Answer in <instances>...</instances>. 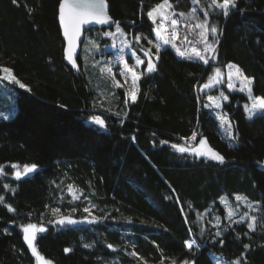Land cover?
Segmentation results:
<instances>
[{"label":"trees","instance_id":"obj_1","mask_svg":"<svg viewBox=\"0 0 264 264\" xmlns=\"http://www.w3.org/2000/svg\"><path fill=\"white\" fill-rule=\"evenodd\" d=\"M106 1L144 58L139 46L155 40L147 12L163 0ZM169 2L180 21L175 47L169 43L158 59L151 56L155 70L139 79L131 102L100 72L114 56L104 33L116 25L85 33L78 73L64 62L61 0H0V68L30 89L15 88L17 110L0 119V264H39L24 241L22 228L30 223L45 229L36 247L52 264H215L217 255L231 264H264V118L248 119L246 97L222 85L212 94L228 95L221 113L229 130L203 92L216 68L234 64L253 79L254 95L264 96V0H238L229 16L212 15L219 36L208 38L218 44L207 64L191 48L206 55L194 26L208 0ZM0 86L12 87L3 79ZM205 139L223 163L191 151ZM13 164L37 168L17 179ZM252 216L255 231L247 227ZM64 217L76 223L61 225ZM189 240L200 248L189 250Z\"/></svg>","mask_w":264,"mask_h":264},{"label":"snow or ice","instance_id":"obj_2","mask_svg":"<svg viewBox=\"0 0 264 264\" xmlns=\"http://www.w3.org/2000/svg\"><path fill=\"white\" fill-rule=\"evenodd\" d=\"M194 2L199 3V0H194ZM212 6L215 8H219L222 10V13L225 17L229 16L230 10L232 8H235L237 5V0H211ZM173 6L169 2V0H163V2L157 4L156 6L152 7L150 11L147 12L148 18H150L153 22V24H156V34L157 36H161V29L166 30V22L170 21L171 25V32L173 36H176V30L177 26L179 25L180 21L176 18H174L177 14L173 11H169ZM193 12L196 11V9L192 10ZM180 16H184L185 13H179ZM205 15H207V12H205ZM160 18V23L157 24V18ZM59 20L60 23L63 26L64 29V35L65 37L68 38L69 42V60L72 61V63L75 65V59H73L72 52L73 50L77 47L79 37L81 35V30L84 25H90V24H112L115 23L116 25V32H119L123 35V30L119 27V22L118 21H112V18L110 15H108L107 11V2L106 0H61V3L59 5ZM187 27H191L186 25ZM196 29H199V32L197 33V38L200 43L203 44V52L208 53V52H215L216 51V45L218 44V40L215 42H209L208 40V34L211 32L213 35H215L218 32V29L215 26L209 27L206 21H200L195 24L194 26ZM105 36H114V32H105ZM141 38L139 36L135 37V40L139 42ZM185 40H188V37H184ZM169 39L165 38L164 43L168 44L171 43ZM92 47L98 48V45L96 44L95 41L90 42ZM125 43H128L125 41ZM149 44H152V41H148ZM191 43V42H189ZM131 45L129 44V47ZM155 47L157 48L156 52V58H159V48L160 45L156 44ZM173 47H175V44L173 43ZM141 51L145 52V55H148L151 52V49H141ZM177 51L181 56H186V53L184 51H181L180 49L177 48ZM191 53L195 55L196 58L202 60L205 64L208 63V59L206 58L205 55L201 53V50L192 47L191 48ZM134 55L135 59V66H139L144 64V61L139 57ZM187 58H192L190 55L187 56ZM215 57H213L214 59ZM122 60V58H121ZM132 66L130 67L127 61H123V70L121 71L120 75L125 76L126 78L128 77L129 74H131V82H132V89L129 90L126 94L131 98L133 102H135L136 97H137V92H138V81L140 79V76L143 73L138 74L136 71V67ZM229 69L235 68V75L236 77L239 78L241 87L238 89V91L241 92H246V95L250 101V104H245L244 108L247 113L248 119L252 120L254 118H264V96H256L253 94V89H252V84H253V79L247 77L246 75L243 74L242 70L235 65L229 64L228 65ZM155 70V66L151 63V59L149 60V63L146 67L147 72H152ZM2 71L6 73L7 75L4 77H0V79H7L17 85L21 89L27 88L26 85L20 82V80L17 79V77L12 74L11 69L7 67H3ZM100 72L102 74H106L107 77L111 78L113 86L114 87H123V85L120 83L119 80H116L115 74L113 73L112 67L111 66H105L100 68ZM221 71L219 68L215 69V75L209 78V81L207 84L204 85V88H210L213 87L215 83H219L218 77H220ZM233 78L232 72L229 73L228 79L231 81ZM127 82V80H126ZM229 88H233V85L229 83ZM30 91V89H27ZM237 90V89H234ZM224 100H227V96L222 97ZM209 99H214L213 97H209ZM216 107L219 108L221 107L220 103H216ZM92 121L96 123L97 125H100L101 127H106L105 121L101 119L98 116H93L91 117ZM222 120H225V116H221ZM229 129H231V124L229 122L228 124ZM133 139H135L133 137ZM192 139H196V134L194 133L192 136ZM163 143H167V141H164ZM206 139L200 141V145L204 146L206 145ZM174 148H177L178 151L181 153L188 152L190 149L178 146V145H173ZM192 152L196 155L200 156H208L209 158L213 160H217L221 163L224 161V157L213 150L211 147H208L206 151H202L200 148L197 149H191ZM13 168L19 169L18 165L13 164ZM37 168V165L32 164V165H24L23 170H17L15 173V176L17 179H20L22 176H26L32 172H34ZM2 171V169H0ZM72 190V186H69V191ZM14 191V190H13ZM74 199H78V196H74ZM223 199V198H222ZM4 198L0 197V202H3ZM237 201H247V197L242 196V195H237L236 196ZM9 211H15L10 205H6ZM248 207L251 208L252 205L248 204ZM54 211L59 212V209H55ZM75 211V209H73ZM85 212H89V208L84 209ZM234 215V212L230 211L228 213L229 219L232 218ZM95 217L93 218V222H95ZM67 221L69 224H74L76 223L75 220H72L70 217H64L62 218L59 223L63 225ZM220 221L219 218L217 220V226L219 225ZM256 224H257V218L255 216L251 217V222L248 223L247 227L251 229L252 231L256 230ZM45 229L43 227H38L36 224H27L26 226L23 227V232H24V240L28 243L29 247L31 248L33 255L37 257V260L40 262V264H51V261L46 260L43 256L39 254L37 251V247L35 245V240L37 233H43ZM247 234V233H246ZM221 233H217V236H220ZM223 243V241H221ZM185 244L189 250L193 249H199L200 245L196 243L195 240H189L185 241ZM84 247H90V245H84ZM109 248L112 247V245H108ZM245 248H249V245H244ZM66 252H70L71 249H65ZM132 255H136L135 253H132ZM172 264H175V261H172ZM182 264H194V262L190 261H183ZM236 264H240V261L237 260Z\"/></svg>","mask_w":264,"mask_h":264},{"label":"rangeland","instance_id":"obj_3","mask_svg":"<svg viewBox=\"0 0 264 264\" xmlns=\"http://www.w3.org/2000/svg\"><path fill=\"white\" fill-rule=\"evenodd\" d=\"M169 11H171V10L169 9ZM205 12H207V15H205ZM219 13H222V10L219 8L213 7L211 0H208L207 6L204 9L203 21H206L209 27L215 26L211 22L212 21L211 17H212V15L219 14ZM156 23L157 24L160 23L159 17L157 18ZM154 25H155V29H156V24H154ZM112 32L115 33L114 36H111V37L106 36L107 38L109 37L112 41V43H111L112 45L108 46L107 50L111 51L112 54L114 55L112 59H109V62H108L109 65L108 66L112 67V70H113V73L115 74L116 80H119L120 83L123 85V87H120V88L123 89L125 97H127L131 102H133L131 100V98L126 94L133 87L132 82H131V74H129L127 78L125 76L120 75L121 71L123 70V61H127L129 66L132 67V66H135V59H134L133 54H135L136 56H139L144 61V64L139 65V66H135L138 74L146 73L147 72L146 67L148 64H147L146 60L136 50H133V48L131 46L129 47V42L127 41L124 34L122 35L121 33L116 32V30H112ZM154 32H155V40L154 41L152 40V44H149L148 41H150V40H147V41H145V43H141V46H139V47H141V48L146 47L147 49H151V52H150L151 56L154 59H157L156 58L157 48L155 47V45L156 44L160 45L159 50L162 47H166L167 44L164 43V39L167 38L170 41L176 40L177 36H178V31H176V36H173L172 32H171L170 21H167L166 22V30L161 29V36L158 37L155 30H154ZM209 36L216 39V37L219 36V29L215 35H213L211 32H209L208 38H209ZM125 41H127L128 43H125ZM171 43L173 44L174 41ZM139 47L136 46V48H139ZM141 48H139V51H141ZM212 54H213V52H208V53H206V55L205 54H203V55H205L206 58L208 59V61H210ZM121 58H122V60H121ZM232 65H234V64H232ZM114 67L116 68V70L113 69ZM0 71H2V68H0ZM230 72H232V74H233V78L231 81H229V79H228ZM12 74H13V72H12ZM143 74L140 76V78L143 76ZM6 75L7 74L2 71L1 76L4 77ZM214 75H215V73L213 75H211V77ZM218 79H219V83H215L213 87L204 88L203 92L205 94H207V99H206L207 107L211 111H214L216 113V115L218 116V119L221 121L222 125H225L229 129V126H228L229 120L226 117V115L221 113V110H222L223 105H224L223 103H227L229 101V98L227 100H224L222 97L223 96L228 97L227 93H229V94L237 93V94H240V95H243L246 97L247 102L245 104H250V101L246 95V92L238 91V89L241 87V84H240L239 78L236 77V75H235V68L229 69L227 66L225 71L221 72V75H220V77H218ZM126 80H127V82H126ZM3 81H5L6 83L8 82L12 86V87H8V89L3 88L5 86H2V87L0 86V119L8 121L9 119H11L14 116V112L17 110V102L15 101V99H16L15 88H20V87H19V85L15 84V83L7 80V79H3ZM208 81H206V84L208 83ZM20 82L23 83L22 81H20ZM229 83H231L233 85V88H229V86H228ZM222 85L226 86L227 93L221 92L222 93L221 95L212 94L213 91H215L216 89H219L220 87H222ZM234 89H237V90H234ZM252 89H253V84H252ZM22 90H27V88L22 89ZM253 94H254V92H253ZM209 97H213L214 99L210 100ZM217 102L220 103L221 107H219V108L216 107ZM221 116H225L226 119L222 120ZM231 129H232V125H231ZM231 129H229V130H231ZM196 148L202 149V146L200 145ZM17 170H20V169H16L14 172L16 173ZM22 170H20V171H22ZM1 173H3V170L0 171V175H1ZM244 205H245V203H244ZM200 221H203V219L200 216H198V218L196 219V223L198 224V226H201V224H202ZM22 231H23V228H22ZM34 243L36 245V241ZM29 249L32 252L30 247H29ZM36 259H37V257H36ZM214 260H215V264H231V263H228L227 261H225L223 258H221L218 255L214 257ZM37 262H39V261L37 260ZM39 264H40V262H39ZM233 264H236V263H233Z\"/></svg>","mask_w":264,"mask_h":264},{"label":"water","instance_id":"obj_4","mask_svg":"<svg viewBox=\"0 0 264 264\" xmlns=\"http://www.w3.org/2000/svg\"><path fill=\"white\" fill-rule=\"evenodd\" d=\"M107 11H108V15L111 16V14L109 12V3L108 2H107ZM111 18H112V21H115L113 17H111ZM59 25H60V28H61V36L63 38L64 46H65V49H64V52H63L64 62L69 68H72L75 72L79 73L80 68L78 67V59L80 57V53H81V50H82V46L81 45H82V43H83V41H84V39L86 37L85 33L88 32V31H91V30L102 31V30H105V29H112V27L115 26V23L104 24V25H101V24H90V25H84L83 26V28L81 30V35L79 37L78 45L72 52L73 59H75V62H76L75 65L68 58V56H69V42H68V38L65 37V35H64V29H63L62 24L60 23V20H59ZM144 59L146 60L147 64L149 63V60L151 59V63L155 66L154 61H153L150 53L148 55H145V53H144ZM208 147H210V145L207 142L206 145H204L201 150L202 151H206ZM213 150H215V149H213ZM199 157H201V158L205 157V158H207L209 160H213V159L209 158L208 156H200L199 155ZM64 224H67V221H65Z\"/></svg>","mask_w":264,"mask_h":264}]
</instances>
